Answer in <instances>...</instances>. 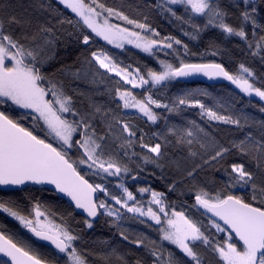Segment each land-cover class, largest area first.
Instances as JSON below:
<instances>
[{"label": "snow or ice", "instance_id": "1", "mask_svg": "<svg viewBox=\"0 0 264 264\" xmlns=\"http://www.w3.org/2000/svg\"><path fill=\"white\" fill-rule=\"evenodd\" d=\"M0 192V264H264V0H0Z\"/></svg>", "mask_w": 264, "mask_h": 264}, {"label": "trees", "instance_id": "2", "mask_svg": "<svg viewBox=\"0 0 264 264\" xmlns=\"http://www.w3.org/2000/svg\"><path fill=\"white\" fill-rule=\"evenodd\" d=\"M142 0H106V3L108 5H115L120 6L122 3L125 5V10L131 12L132 9H134L138 4H140ZM131 6V7H128ZM159 28L161 29V32L163 35H167L169 33L171 34H177V32L167 23L158 21L157 22ZM103 42L101 41L98 46H102ZM129 51L124 52L123 55L120 57L122 59H131V60H141V62H147L144 59V55L138 53V50L132 49L130 46H127ZM231 47V45H230ZM116 54H119L121 50H115ZM225 61H227V57L224 58ZM229 67H233L232 65H229ZM196 89H205L207 90L211 95L210 97H204L203 99L205 102H212V99L215 98L216 100H223L228 101L231 98H235L237 100H242L243 105L247 108L248 114L255 115L258 119L261 118V114L258 111V107L260 105V101L257 98H244L241 97L237 90H235L234 86H231L228 82H222V83H215V84H207L203 82L198 81H190L188 83L174 81L172 85L170 86V93H178L182 90H196ZM233 93H235V97H233ZM198 110H191L189 111V118L196 116ZM0 195H15V193H7V192H0ZM3 215H0V220H3ZM9 227L12 228H18V225L15 221L9 222ZM22 232L26 233L28 236L29 233H27L26 230H21ZM34 240V239H33ZM34 246L39 248L42 251H46L47 247L44 246L39 241L37 242L34 240Z\"/></svg>", "mask_w": 264, "mask_h": 264}, {"label": "water", "instance_id": "3", "mask_svg": "<svg viewBox=\"0 0 264 264\" xmlns=\"http://www.w3.org/2000/svg\"><path fill=\"white\" fill-rule=\"evenodd\" d=\"M179 82H184V83H188L190 81H198V82H203V83H207V84H215V83H222V82H226V81H223L222 79L221 80H209L208 78L206 77H203L202 75H196V76H192V77H186V78H181L178 80ZM29 235H31L29 233ZM34 240H36L35 238H33ZM38 242V240H36ZM40 243H42L44 246L47 247V242H44V241H39Z\"/></svg>", "mask_w": 264, "mask_h": 264}, {"label": "rangeland", "instance_id": "4", "mask_svg": "<svg viewBox=\"0 0 264 264\" xmlns=\"http://www.w3.org/2000/svg\"><path fill=\"white\" fill-rule=\"evenodd\" d=\"M131 47V46H130ZM258 99V98H257ZM27 231V230H26Z\"/></svg>", "mask_w": 264, "mask_h": 264}]
</instances>
